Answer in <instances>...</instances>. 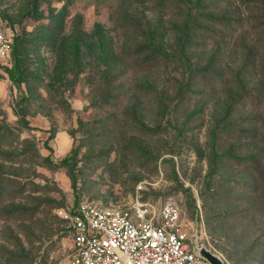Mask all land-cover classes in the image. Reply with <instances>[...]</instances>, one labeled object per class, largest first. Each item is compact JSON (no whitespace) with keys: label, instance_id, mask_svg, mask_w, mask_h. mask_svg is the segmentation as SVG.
<instances>
[{"label":"rangeland","instance_id":"374dc122","mask_svg":"<svg viewBox=\"0 0 264 264\" xmlns=\"http://www.w3.org/2000/svg\"><path fill=\"white\" fill-rule=\"evenodd\" d=\"M0 16L17 34L0 264H61L68 204L167 199L224 264H264V0H0Z\"/></svg>","mask_w":264,"mask_h":264},{"label":"built area","instance_id":"2783aa9c","mask_svg":"<svg viewBox=\"0 0 264 264\" xmlns=\"http://www.w3.org/2000/svg\"><path fill=\"white\" fill-rule=\"evenodd\" d=\"M14 37L0 16V65L11 62ZM59 215L71 242L61 264H209L194 250L197 227L184 223L172 199L158 205L136 200L125 208L80 201Z\"/></svg>","mask_w":264,"mask_h":264},{"label":"trees","instance_id":"16d2710c","mask_svg":"<svg viewBox=\"0 0 264 264\" xmlns=\"http://www.w3.org/2000/svg\"><path fill=\"white\" fill-rule=\"evenodd\" d=\"M8 23L10 24V22H8ZM16 41H17V34L15 31L14 44H13V50H12V59L14 58V60L16 59V49H17ZM7 73H8V77H9L10 81L15 85V87L19 88L20 83H21V71L17 65V62L14 61V63L7 69ZM47 139H49V138H47ZM69 151L71 152V151H73V149L71 148ZM69 157H70V155H65L61 161L64 163H68Z\"/></svg>","mask_w":264,"mask_h":264},{"label":"water","instance_id":"95a60500","mask_svg":"<svg viewBox=\"0 0 264 264\" xmlns=\"http://www.w3.org/2000/svg\"><path fill=\"white\" fill-rule=\"evenodd\" d=\"M196 235L193 238V246L195 252L205 258L209 262V264H224L223 259L218 254L212 252L201 244L200 246L197 245Z\"/></svg>","mask_w":264,"mask_h":264}]
</instances>
